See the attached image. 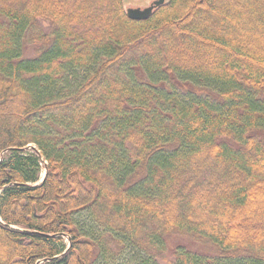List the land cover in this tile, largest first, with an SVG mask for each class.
Here are the masks:
<instances>
[{
	"label": "trees",
	"instance_id": "16d2710c",
	"mask_svg": "<svg viewBox=\"0 0 264 264\" xmlns=\"http://www.w3.org/2000/svg\"><path fill=\"white\" fill-rule=\"evenodd\" d=\"M123 1L0 0V264H264V0Z\"/></svg>",
	"mask_w": 264,
	"mask_h": 264
},
{
	"label": "water",
	"instance_id": "95a60500",
	"mask_svg": "<svg viewBox=\"0 0 264 264\" xmlns=\"http://www.w3.org/2000/svg\"><path fill=\"white\" fill-rule=\"evenodd\" d=\"M163 2L164 0H153L148 6L143 8L128 7L125 9V15L131 20H145L151 15L153 9Z\"/></svg>",
	"mask_w": 264,
	"mask_h": 264
},
{
	"label": "rangeland",
	"instance_id": "374dc122",
	"mask_svg": "<svg viewBox=\"0 0 264 264\" xmlns=\"http://www.w3.org/2000/svg\"><path fill=\"white\" fill-rule=\"evenodd\" d=\"M153 0H124L123 1V7L126 9L128 7H139L143 8L148 6ZM28 149L32 150V148L27 147ZM42 176V175H41ZM181 239L186 242L190 243L192 246H197L196 243H193L191 239H188L187 237H181ZM207 249V248H205Z\"/></svg>",
	"mask_w": 264,
	"mask_h": 264
}]
</instances>
